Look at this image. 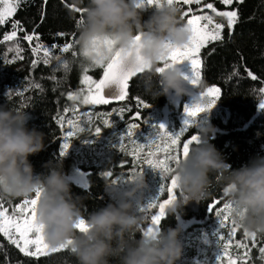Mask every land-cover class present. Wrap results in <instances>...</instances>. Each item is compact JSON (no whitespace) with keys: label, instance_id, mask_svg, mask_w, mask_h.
Returning a JSON list of instances; mask_svg holds the SVG:
<instances>
[{"label":"trees","instance_id":"1","mask_svg":"<svg viewBox=\"0 0 264 264\" xmlns=\"http://www.w3.org/2000/svg\"><path fill=\"white\" fill-rule=\"evenodd\" d=\"M207 2H213L218 10L237 9L239 13L238 23L231 34L226 27L222 42H213L201 50L202 80L198 88V91H203L210 86H218L221 89V98L218 100L220 114L219 117L211 120V126L215 128V133L208 137L207 142L215 146L232 169H238L255 157H264V110L255 118L259 102L264 98V94L259 92V88L264 87V84L261 83L264 81V0H243V3L234 0L233 5L230 6L221 5L217 0H207ZM68 4L76 6L74 0H47V3L45 0H25L15 16L9 18V22L5 25H0V41H3L5 33L10 34L13 30L12 20L19 21L23 29L22 31L17 30L16 40L0 43V61L10 60L17 56L15 51L17 43L22 48L20 55L24 57L22 60L17 58L8 65L0 62V106L13 110H24L28 116L27 127L35 128L45 134V149L29 157L34 173L47 175L49 168L46 165L50 162L52 164L58 161L62 163L72 195L74 198H79L77 203L81 216L88 221L92 212L117 200L114 193H109L106 190L112 185V178L103 177L100 173L111 170L114 176L118 173L126 174L131 167V165L125 168L119 167L120 161L132 160V157L121 153L114 147L118 142L119 135L126 131L128 122L140 123V129L148 126L142 121L132 119L138 110L135 98L140 97L150 105L148 109H139L144 120L149 118V113L154 109L171 108L172 103L171 94L154 99L146 92L145 73L131 82L128 100L119 105L86 106L80 104L78 100H68L69 92L76 93L84 87L80 84L82 75L79 64L80 57H73L72 51L60 53L58 50H54L55 55H61L69 61L70 69L68 71L63 69L54 71L55 60L50 65L40 63L35 69H32L31 62L37 57L33 55L31 49L35 47L37 41L33 40L29 44L28 41L23 40L26 33L35 32L40 37L39 42L46 46L73 42L75 43L74 50L79 51L80 47L76 43L78 39L77 21L81 14L71 10L67 6ZM86 5L87 0H84L80 7ZM187 7L182 6V10H186ZM192 7L198 9L200 6L193 5ZM142 11L148 14L151 10ZM204 11L214 15L215 21L226 24V20L215 16L211 10L205 9ZM182 22L186 23V21ZM58 33L65 35L58 36ZM9 48L13 50L9 52ZM39 55L42 60L43 51ZM246 69L260 79L251 80L247 77ZM237 70L239 75H233ZM89 74L96 79L102 76L99 68L90 69ZM52 76H55V80L50 78ZM36 83L42 86V90L31 86ZM25 88L28 91L25 92ZM17 93H23V95ZM120 107H130L132 112L125 111L123 119L113 115V127H103L96 114L107 113L112 108ZM65 108L68 109V112L64 111ZM73 110L93 113L95 126H101L102 132L99 136L89 135L87 129L92 128L94 133V125L85 124V131L72 138L70 149L64 157H61L59 153L67 122L65 120L64 128H61L57 123V118L63 115L72 119L74 118ZM142 141L143 139L140 142ZM89 144H91L90 150L97 151L98 155L94 158L87 155L89 158L84 160L80 154L77 155V150L87 149ZM80 152L85 151L81 150ZM85 154L88 153L85 152ZM74 170H81L84 173L85 183H77L70 179ZM145 170L146 166L143 173ZM147 173H144L146 179L152 174L159 175L153 169L149 175ZM210 181L208 187L210 195L199 202H187L176 214H167L160 225L165 230L169 227L181 229L179 239L183 245V254L177 264H216V256L221 251V244L219 236H213V233L219 227V219L208 210V205L214 199L222 198L227 201V198L224 196L225 185L220 177L210 173ZM157 182H161V178ZM24 198L2 197L0 203H4L11 209ZM177 198H183V193L178 191ZM144 203L143 199L142 204ZM152 211L154 210L140 213L145 217L141 225L142 228L149 223L148 217ZM181 221L187 224L185 229L182 227ZM231 221L232 217L227 222L228 227H231ZM76 231L78 232V230ZM226 231L227 229L221 230L219 235H224ZM140 234L135 233L134 238H138ZM234 239L244 240L249 247H252L251 238H244L243 228L238 230ZM261 246H264V234L256 235V246L252 247L250 252L249 264H264V259L259 253ZM243 251L244 249H235L234 247L230 249L234 257L242 254ZM0 264H36V261L34 258L25 257L14 245H11L6 239L0 238ZM39 264H78V261L69 250H62L59 253H52L48 257L40 258ZM112 264H116V262L113 261Z\"/></svg>","mask_w":264,"mask_h":264},{"label":"clouds","instance_id":"2","mask_svg":"<svg viewBox=\"0 0 264 264\" xmlns=\"http://www.w3.org/2000/svg\"><path fill=\"white\" fill-rule=\"evenodd\" d=\"M84 9L82 23L77 26L80 49L88 50L89 61L105 60L120 50L126 62L137 67L151 65L145 72V90L154 99L169 94L176 98L191 95L194 103L199 96L190 91L179 64L163 72L155 69L162 64L171 47L189 43L190 30L182 22L181 8L165 0L145 14L133 0H74ZM137 35L141 36L136 40ZM115 41L114 49L104 45L103 39ZM130 54V55H128ZM198 90V89H197ZM28 116L24 110L0 106V197H32L37 190L41 195L36 205V222L44 225V236L51 248H58L71 239L72 254L78 264H177L183 254L179 239L181 229L160 227L154 237L142 235L145 217L137 210L144 199L148 185L144 174L135 173L128 187L115 202L92 212L88 218L89 229L80 233L74 227L80 218L78 197L74 198L62 163L51 162L47 175L35 174L29 157L45 149V134L27 127ZM215 133L212 126H200L201 142L191 147L182 158L175 175L177 198L166 212L176 214L189 201L199 202L208 192L210 173L224 183V196L233 204L232 219L249 233L264 234V157H255L248 164L232 169L223 155L208 143ZM115 193V185L106 189ZM187 197V200L184 199ZM135 233H141L134 238Z\"/></svg>","mask_w":264,"mask_h":264},{"label":"snow or ice","instance_id":"3","mask_svg":"<svg viewBox=\"0 0 264 264\" xmlns=\"http://www.w3.org/2000/svg\"><path fill=\"white\" fill-rule=\"evenodd\" d=\"M25 2V0H0V25H5L9 22V18L14 17L18 8ZM138 8L141 10H152L161 4V0H133ZM169 5L176 4L181 10L182 6H188L186 10H182L181 19L186 21L191 33L189 43L183 47H171V50L166 57L162 59L161 66L155 69L156 72H163L167 67L181 64L184 61H188L190 64V71L188 74L184 73V78L195 88H199L201 85V69L203 61L201 59V50L207 48L209 44L213 42H222L224 40V30L227 27L229 34L234 29L239 20V13L237 9L232 10H218L213 2H207V0H165ZM221 5L230 6L233 5L234 0H217ZM238 3H243V0H236ZM47 3V0H45ZM200 6L198 9H194L192 6ZM71 10L81 14L80 19L77 21V26L82 23L84 9L76 7L75 5H67ZM211 10L215 16L226 20V24L223 22H217L214 20L213 15L208 14L204 10ZM199 11L202 14H196ZM12 31L10 34L5 33L3 35V41H14L17 39L18 29L23 30L20 22L17 20L11 21ZM58 36H64V33H58ZM136 40H140L141 36L137 35ZM23 40L32 43L36 40L35 47H32L31 51L37 59H33L31 62L32 69H35L38 64L50 65L53 60L56 61V67L54 71L61 69L68 71L70 69V63L67 59H64L61 55H55L54 50H58L60 53H69L72 51L73 57H80V70L81 79L80 84L84 87L79 92H69L67 94L68 100L79 101L82 105L97 106V105H109L114 101H127L129 98V82L138 74L145 72H151V65L140 64L137 67H133L126 62V58L122 55L120 50H114L113 54L100 61H89L87 58L90 53L88 50H82L79 48L77 52L75 49V43L66 42L63 45L53 44L46 46L40 43V37L33 32L32 34H25ZM3 41H0L2 43ZM108 46L110 51L114 49L115 41L110 37H105L102 42ZM13 49L9 48L11 52ZM214 50V49H213ZM17 53L16 57L10 60L0 61L5 65L12 64L15 59H24L20 53L22 48L19 43L15 48ZM43 51V59H40V52ZM130 55V54H128ZM99 68L102 69V76L99 79H94L89 74L90 69ZM247 77L253 81H257L258 78L250 70H245ZM233 75H239L238 70ZM55 80V76L50 77ZM264 84V81H261ZM116 85L117 91L112 94H106L105 89L110 85ZM36 89L42 90V86L39 83L31 85ZM55 90V89H53ZM24 91H28L27 88ZM259 92L264 94V87L259 88ZM23 95V93H17ZM7 98V93L5 94ZM221 98V89L216 86L207 87L203 91H199L198 103L191 105H185L184 112L185 118L183 120L182 127L175 132H170L164 124L153 125V133L146 142L141 143L138 139V129H140V123L128 122L126 125V131L120 134L118 142L114 145L121 153L132 157L131 161L122 160L119 163V167L125 168L131 165L128 173L115 174L113 171L108 170L100 173L101 176L112 178L111 184L117 185L120 182H129L132 175L135 173L143 174L145 166H149L155 172L159 173L161 182L159 184L158 193L155 197H152L145 201L138 207L140 213L151 212L149 223L141 229L142 235L148 237H154L158 234L162 221L166 218L167 207L177 199V176L175 175L177 168L182 158H186L193 145L201 142L200 135H191L188 138L181 139L190 128H198V118L201 113L209 112L215 107L217 101ZM137 111L132 117L135 121H142L147 123L142 118L140 108L148 109L150 105L145 103L140 97H136ZM259 107L264 109V98L259 102ZM65 112L68 109L65 108ZM125 111L132 112L130 107L113 108L111 112L96 114L99 118L100 124L105 128L113 127L114 120L110 119L113 114L119 119L124 118ZM74 118L68 119L61 115L57 118V123L61 128H64L65 120L68 127L64 129V136L62 137L61 150L59 155L64 157L72 144V138L79 133L85 131V127L82 124L94 125V133L92 128H88L89 135L99 136L102 132L101 126H95L94 114L91 112H77L73 110ZM127 140V143L125 141ZM131 145V148H129ZM87 187V184H85ZM182 194V193H181ZM41 192L37 190L32 197H25L21 202L16 203L11 209L5 206L4 203H0V238L6 239L11 245L19 250L25 257L34 258L36 264H39L40 258L48 257L52 253H59L62 250H69L72 253L71 239L67 240L64 244L58 248H51L44 236V225L36 222V205L40 198ZM167 198H164V197ZM187 200V197H184ZM2 200V197H0ZM233 204L231 201H225L222 198L214 199L208 205V210L219 219V227L213 233V236H219V243L221 244V251L216 256V264H249L250 252L252 247L256 246V234L249 233L243 229L244 238H251L252 247H249L244 240L234 239L237 236L238 230L242 228L233 219L231 221V227H228L227 222L232 216ZM74 227L78 232L84 233L89 229V225L85 218H78ZM227 229L224 235H219L221 230ZM244 249L242 254L233 256L230 249ZM259 253L261 258L264 259V246L259 247Z\"/></svg>","mask_w":264,"mask_h":264},{"label":"rangeland","instance_id":"4","mask_svg":"<svg viewBox=\"0 0 264 264\" xmlns=\"http://www.w3.org/2000/svg\"><path fill=\"white\" fill-rule=\"evenodd\" d=\"M196 14H202V13L199 12ZM213 18L215 20L214 15H213ZM179 67L185 74H188L190 71V64L188 61H184L183 63L179 64ZM94 69H97V68H94ZM100 71L102 72V69H100ZM190 91L193 92L195 96H199V91L197 90V88L193 87L192 85H190ZM171 103H172L171 108L164 107L162 109H154L151 113H149V118H148L149 120L146 119L147 121L146 124L148 126L143 127L146 130H144L143 128L138 129V134H137L138 139L139 138L143 139L141 143L146 142V138L152 135L153 125H156V124H164L170 132L178 131L182 127L183 120L185 118L184 107L185 105L193 104L194 98L191 95H185L183 96V98L182 97L176 98L175 96L171 95ZM86 106H89V105H86ZM112 109L108 110V112H111ZM219 114H220V110L218 109V101H217L215 107L212 108L209 112L200 114L198 118L199 127L200 126H211V120L213 118L219 117ZM110 119H113V118L111 117ZM81 126L85 127V124H82ZM67 127L68 125L66 126V128ZM199 127L190 128L189 131L185 133L184 137H182L181 139L183 140L185 138H188L191 135L196 134V132L199 134ZM141 139H139V141H141ZM90 146L91 144H89V148L87 149L80 148L79 151L77 150V155L80 154L81 158L84 160L88 159L89 157L90 158L97 157L98 152L91 151ZM92 147L94 148V146ZM81 150H84L88 154H85V152H80ZM87 155H90V156L88 157ZM151 171L152 169L149 166H146V170L144 171V173L148 172L147 175H149ZM72 173L73 174L70 175V179L76 181L77 183H82V184L86 182L85 175L81 170H74ZM159 179H160V176L159 175L155 176L154 174H152L151 177L147 176V179L145 178L148 187L144 192V201H147L148 199L155 197L157 195L159 184H160V182H157V180ZM115 187H116V192L114 193V195H115V198L117 199L119 195L128 187V182H120L117 185H115ZM164 198H167V197L165 196ZM181 223H182V227L185 229L187 224L184 221H181Z\"/></svg>","mask_w":264,"mask_h":264},{"label":"water","instance_id":"5","mask_svg":"<svg viewBox=\"0 0 264 264\" xmlns=\"http://www.w3.org/2000/svg\"><path fill=\"white\" fill-rule=\"evenodd\" d=\"M139 75H141V74H138L136 77H138ZM136 77H134V78L129 82V89H130V86H131V82H132ZM116 91H117V87H116V85H114V84H113V85H110L108 88L105 89V93H106V94H112V93H115ZM129 91H130V90H129ZM121 103H123V101H118V102L114 101L112 104H109V105H111V106H116V105H119V104H121ZM109 105H105V106H109ZM262 110H264V109H261V108L259 107V105H258L257 114H256L255 118L260 114V112H261Z\"/></svg>","mask_w":264,"mask_h":264},{"label":"flooded vegetation","instance_id":"6","mask_svg":"<svg viewBox=\"0 0 264 264\" xmlns=\"http://www.w3.org/2000/svg\"><path fill=\"white\" fill-rule=\"evenodd\" d=\"M179 190H177V192H178Z\"/></svg>","mask_w":264,"mask_h":264}]
</instances>
